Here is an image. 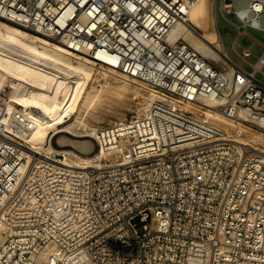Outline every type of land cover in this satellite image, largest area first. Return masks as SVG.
<instances>
[{"label":"built area","instance_id":"1","mask_svg":"<svg viewBox=\"0 0 264 264\" xmlns=\"http://www.w3.org/2000/svg\"><path fill=\"white\" fill-rule=\"evenodd\" d=\"M194 1L0 0V19L175 100L100 127L94 148L113 152L100 167L29 164L0 128V264H264V155L204 115L238 119L240 133L264 127V43L252 71L228 68L217 28L219 63L208 59L170 34ZM218 1L264 37V2L240 16Z\"/></svg>","mask_w":264,"mask_h":264},{"label":"bare ground","instance_id":"2","mask_svg":"<svg viewBox=\"0 0 264 264\" xmlns=\"http://www.w3.org/2000/svg\"><path fill=\"white\" fill-rule=\"evenodd\" d=\"M208 1L195 0L190 4L184 12L185 21L174 25L170 34L175 39L182 38L205 57L219 63L218 54L213 48L221 47L217 34L199 30L208 27L209 15L205 11V7L209 6ZM256 3L261 6L262 1L256 0ZM230 6L227 3L226 8L229 9ZM239 14L248 15L245 5ZM212 16L213 23L214 15ZM193 21L197 28L193 27ZM263 58L264 54L261 59ZM228 59V68L237 65L230 56ZM256 66H260V63ZM137 81L121 71L96 65L49 39L0 19V97L2 96L3 101L0 128L4 127L23 140L22 154L30 160L29 164L50 162L61 167L82 169L103 166V160L112 162L110 154L113 152L105 151L103 147H98L91 156H83L70 149H57L48 143V140L58 132L77 136L80 135V130H87L82 135L96 137L100 127L92 128L81 119H85L94 106L99 105L104 97L112 93L122 99L132 92L136 99L145 101L146 106L135 115L147 111L151 101L175 102L172 97L146 89ZM5 86H9L7 93L4 92ZM203 103L210 107L211 111H215L212 107L217 101L204 99ZM75 112H78V116L72 119ZM14 114L21 119L20 124L15 122L16 129H12L9 122ZM204 115L209 116L212 124L223 128L227 133L230 134L229 128L236 132V138L233 140L235 143L248 144L249 139L254 151L264 155V127L254 133H247L248 136L245 137L237 131L240 127L238 119L230 121L217 113ZM71 119L70 123L65 124ZM122 122L114 121L112 124ZM228 122L232 124L229 126ZM56 141L60 145H71L82 152L89 153L92 150L89 140L73 139L60 134ZM56 155H62L64 158H57ZM5 231L6 227L0 219V242L4 239Z\"/></svg>","mask_w":264,"mask_h":264},{"label":"rangeland","instance_id":"3","mask_svg":"<svg viewBox=\"0 0 264 264\" xmlns=\"http://www.w3.org/2000/svg\"><path fill=\"white\" fill-rule=\"evenodd\" d=\"M247 1L248 0H233V6L235 9L240 8V7L244 6L247 3ZM205 11L209 15L210 26L208 23L207 28H205V29L199 28V30L203 29L204 30L203 32L214 33L215 32V25H216L218 28V31L221 35L224 46L226 47L228 54L230 55L231 59H233V61L236 64L240 65L245 70L252 71L251 64H253L255 62L256 58L262 53L263 47L256 40V39H258L262 43H264V37L262 35V32L255 30V29H252L248 26L245 28V31H244L242 28V24L239 22V20L236 18L235 15H225L224 16L221 13L218 0H217V4H216V11L214 14L215 17H214L213 23L211 22V18L213 17L212 16L213 13H212V10L210 9V7L209 6L205 7ZM260 22L262 25H264V13H263L262 17L260 18ZM192 25H193V27L197 28V24L195 23V21L192 22ZM239 30L241 31L240 34L238 33ZM234 39H236V42L234 44V50L235 51L232 48V42ZM244 47H249L251 54H252L250 57L246 58V62H244L238 56L242 53V49ZM262 72H264V65L262 66ZM256 77L264 81V76H262L261 74L257 73ZM137 82L139 84H142L144 88L149 89L148 86L145 85L144 83H142L140 81H137ZM88 86H87V88H88ZM8 89H9V86H5L4 92L7 93ZM144 92H145V90H144ZM133 94L134 93L129 92L128 95L122 99H119L115 95V93L107 95L106 97H104L101 100V103L99 105L94 106L90 110L91 112H89V114L87 115V117L85 119H81V120H83L86 124H88L89 126H91L92 128H95V129H98L99 127L104 126V125H111L114 121L122 122L123 120H125L129 116L135 115L136 113H139L143 109V107H145L147 104V103H144L145 101H140V100L136 99ZM129 99H130V102H129ZM74 116L77 117L78 112L74 113L72 119L76 118ZM72 119L69 120L68 122H66L65 124L70 123V121H72ZM228 123H229V126H230V124H232L230 122H228ZM229 129H228V131L230 132V134H233L232 138L235 139L236 138L235 137L236 132L231 131ZM244 129L245 130L243 132H241L240 134H241V136H245V137L248 136L247 133H249V132L254 133L258 130V129L248 130L246 128H244ZM86 131L87 130H85V131L80 130L79 131L80 135H77V136L68 134L66 132H58L50 138L51 140H49V143L57 149H70L79 155L91 156L92 154H94L96 152V149L94 148V144H93L92 140L90 139V137H94V135H91V136L82 135V133H85ZM245 133H246V135H245ZM60 134L67 135L73 139L89 140L92 143V149L93 148L94 149H93V151L91 150L90 151L91 153L89 152L90 153L89 154L87 152H82L79 149H75L71 145H60L56 141L57 136ZM247 141H248V144H251V142H249L250 141L249 139ZM80 151L82 152V154L80 153ZM84 153H86V154H84ZM63 158L64 157L62 156V159Z\"/></svg>","mask_w":264,"mask_h":264},{"label":"crops","instance_id":"4","mask_svg":"<svg viewBox=\"0 0 264 264\" xmlns=\"http://www.w3.org/2000/svg\"><path fill=\"white\" fill-rule=\"evenodd\" d=\"M262 1V3L264 2V0H261ZM248 2V1H247Z\"/></svg>","mask_w":264,"mask_h":264}]
</instances>
